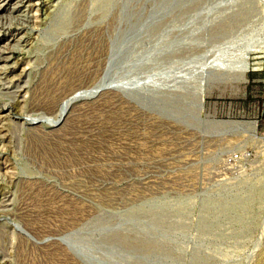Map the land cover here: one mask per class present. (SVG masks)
<instances>
[{
    "label": "rangeland",
    "instance_id": "1",
    "mask_svg": "<svg viewBox=\"0 0 264 264\" xmlns=\"http://www.w3.org/2000/svg\"><path fill=\"white\" fill-rule=\"evenodd\" d=\"M264 0H0V264H264Z\"/></svg>",
    "mask_w": 264,
    "mask_h": 264
},
{
    "label": "bare ground",
    "instance_id": "2",
    "mask_svg": "<svg viewBox=\"0 0 264 264\" xmlns=\"http://www.w3.org/2000/svg\"><path fill=\"white\" fill-rule=\"evenodd\" d=\"M261 140L264 142V135L261 136Z\"/></svg>",
    "mask_w": 264,
    "mask_h": 264
}]
</instances>
